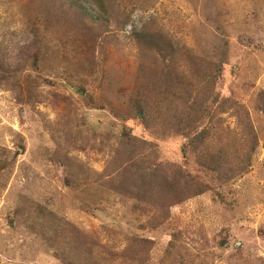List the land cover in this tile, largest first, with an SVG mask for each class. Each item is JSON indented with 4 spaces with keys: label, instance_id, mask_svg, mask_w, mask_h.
I'll return each instance as SVG.
<instances>
[{
    "label": "rangeland",
    "instance_id": "obj_1",
    "mask_svg": "<svg viewBox=\"0 0 264 264\" xmlns=\"http://www.w3.org/2000/svg\"><path fill=\"white\" fill-rule=\"evenodd\" d=\"M79 2L103 22L66 0H0V264H264V0ZM136 29L223 59L209 93L193 92L198 131L213 126L212 150L229 159L220 180L175 131L180 103L149 108L156 67ZM64 223L72 233L55 239ZM77 236L92 253L74 251Z\"/></svg>",
    "mask_w": 264,
    "mask_h": 264
},
{
    "label": "trees",
    "instance_id": "obj_2",
    "mask_svg": "<svg viewBox=\"0 0 264 264\" xmlns=\"http://www.w3.org/2000/svg\"><path fill=\"white\" fill-rule=\"evenodd\" d=\"M66 1L72 5V8L74 7L75 10L73 12L75 15L84 16L86 19L91 20L92 23L103 22L101 18H97L96 14L87 11L79 0ZM52 7L53 5H50V12L52 14H57V16L61 14L57 12L61 9V6L51 9ZM131 37H134L136 41L139 54L154 55L152 61H150L151 65L156 67L151 71L152 75H154V81L150 82L149 87L150 91L152 90L156 93L161 100L157 103L151 104L149 108L152 110L159 109L161 101L163 102L166 99L170 104H173V106L174 102L178 101V103H180V106L178 107L179 111L175 112L173 108L172 112L175 131H182L183 135L187 137L188 148L190 147L191 149L193 147L197 152L200 158V162L198 164L201 166L203 171L210 176L218 177L220 180V174L222 170L225 169L226 164L229 163V159L226 157L224 152L212 150V148H216L218 150L221 149V146H219L220 148L216 146L214 139L212 138V135L217 133L213 126H209L206 129L198 131L199 128H197L196 125L204 117L206 107L201 99L196 98V95L195 98H193V92L196 90L203 95L209 93L210 90L208 88L212 89L216 76H218L219 72L222 70L223 59L213 62L210 61V59L207 60L200 58L198 55H195L193 50L186 49L184 46L176 43L171 38H168V36L163 37L160 30L151 29V31H144V29H136L132 32ZM149 47L151 48L150 51ZM213 55L223 58V54L218 55L214 52ZM180 63H183L188 67L186 72L178 69ZM201 85L204 86V89L199 87ZM77 91L79 93H84V90L81 87H78ZM258 105V109L264 113L263 93L262 100L259 101ZM138 112L142 113V109H138ZM151 114L152 112L147 114L145 119L150 117ZM179 122H182V124H179ZM242 124L245 125L246 122H242ZM249 132L250 136L241 133L243 135L242 139H245L247 146L251 147L248 157H250V154L255 147V136L251 131ZM129 134V129L121 130L123 139L127 138ZM120 164L121 158L119 156L111 162L109 167L112 172H116L117 166ZM205 185H207V183L204 185L202 183V185L200 184L192 189L185 186L181 189L180 193H187L185 197L196 196L208 191ZM112 188L117 195H121L123 197H125L123 195V192L125 191H131V193L135 192L129 187L122 188L119 184H112ZM176 189L177 188H173L169 190L167 192L168 196L176 202L182 201L181 198H179V194ZM72 231L73 228L68 223H64L63 225L57 226L53 232V236L55 239L59 238L64 240L66 238V234H70ZM78 238V236L76 238L72 237L69 240L78 241ZM85 248L90 250L92 253L95 248V244L78 241L76 242L74 251L78 253L81 250H85ZM91 253L87 254L90 255ZM125 261L128 264H130V261L135 264V255L132 253V256L130 257V254H127Z\"/></svg>",
    "mask_w": 264,
    "mask_h": 264
}]
</instances>
